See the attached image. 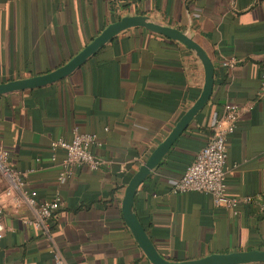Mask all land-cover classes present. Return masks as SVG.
I'll return each mask as SVG.
<instances>
[{
	"label": "crops",
	"instance_id": "crops-1",
	"mask_svg": "<svg viewBox=\"0 0 264 264\" xmlns=\"http://www.w3.org/2000/svg\"><path fill=\"white\" fill-rule=\"evenodd\" d=\"M134 15L187 33L216 68L211 101L139 189L135 213L170 261L264 251V0H0V83L56 70L107 26ZM204 78L194 52L135 28L63 81L0 96V147L11 168L31 172L27 190L39 202L62 200L50 224L67 264H151L124 222L125 188L197 100ZM229 102L241 114L228 138V194L250 199L237 214L207 194L173 192ZM75 130L98 136L93 153L103 165L80 167L61 184L65 151L52 143L71 141ZM10 187L1 178L0 264H54L43 234L23 223L34 211L18 206Z\"/></svg>",
	"mask_w": 264,
	"mask_h": 264
},
{
	"label": "built area",
	"instance_id": "built-area-1",
	"mask_svg": "<svg viewBox=\"0 0 264 264\" xmlns=\"http://www.w3.org/2000/svg\"><path fill=\"white\" fill-rule=\"evenodd\" d=\"M235 60L225 62V66H233ZM259 97H264V74L261 78V91ZM241 110L234 103H226L223 112L215 119L212 134L207 145L199 152L194 163L188 167L184 175L177 180L173 192L188 194L197 192L207 194L212 198L215 207L226 209L237 214L241 203H249L250 199L238 200L228 194L227 170L229 145L228 138L237 129ZM96 134L73 131L72 140H58L52 143L54 151L62 149L65 158L59 175V183L65 184L74 177L80 167H88L91 171L100 170L103 161L93 153V148L98 145ZM31 172H19L11 168L9 153L0 147V180L6 178L11 183V191L17 192L15 202L18 206L26 204L35 213V219L23 223L43 234L41 242L51 253L54 264H67L64 260L51 232V220L62 207L60 196L48 202H39L36 194L27 190L26 178ZM11 193V192H10ZM5 207L0 202V242L5 237Z\"/></svg>",
	"mask_w": 264,
	"mask_h": 264
},
{
	"label": "water",
	"instance_id": "water-1",
	"mask_svg": "<svg viewBox=\"0 0 264 264\" xmlns=\"http://www.w3.org/2000/svg\"><path fill=\"white\" fill-rule=\"evenodd\" d=\"M140 28L181 43L194 52L203 65L205 78L201 93L194 104L183 114L170 134L149 155L144 164L133 174L128 182L122 200V216L138 246L151 264H253L264 263V251L251 250L226 254H211L200 259L170 261L158 250L144 225L135 213V200L139 189L149 179L153 171L163 162L194 120L208 106L215 88L216 68L203 47L187 33L176 28L152 21L144 15L126 16L107 26L91 43L72 60L56 70L44 75L34 76L7 83H0V96L16 92L47 87L63 81L84 66L94 55L112 42L124 31Z\"/></svg>",
	"mask_w": 264,
	"mask_h": 264
},
{
	"label": "trees",
	"instance_id": "trees-1",
	"mask_svg": "<svg viewBox=\"0 0 264 264\" xmlns=\"http://www.w3.org/2000/svg\"><path fill=\"white\" fill-rule=\"evenodd\" d=\"M211 134H212V131L210 132V135H211ZM57 213H58V212H56L55 215H56ZM55 215H54V216H55ZM53 218H54V217H53ZM51 232H52V230H51Z\"/></svg>",
	"mask_w": 264,
	"mask_h": 264
}]
</instances>
